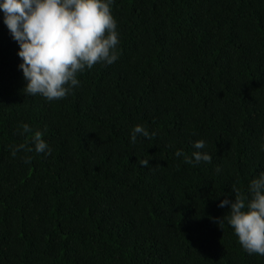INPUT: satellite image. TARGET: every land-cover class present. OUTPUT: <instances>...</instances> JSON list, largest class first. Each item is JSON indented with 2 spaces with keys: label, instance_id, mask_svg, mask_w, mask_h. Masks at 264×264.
<instances>
[{
  "label": "trees",
  "instance_id": "trees-1",
  "mask_svg": "<svg viewBox=\"0 0 264 264\" xmlns=\"http://www.w3.org/2000/svg\"><path fill=\"white\" fill-rule=\"evenodd\" d=\"M112 14L118 59L48 101L24 93L0 13V264H264L218 207L264 170V0H114ZM23 123L50 155L11 154ZM137 124L155 137L133 144ZM199 139L210 162L175 156Z\"/></svg>",
  "mask_w": 264,
  "mask_h": 264
},
{
  "label": "clouds",
  "instance_id": "clouds-1",
  "mask_svg": "<svg viewBox=\"0 0 264 264\" xmlns=\"http://www.w3.org/2000/svg\"><path fill=\"white\" fill-rule=\"evenodd\" d=\"M113 3L114 0H0L3 23L19 46L18 68L26 81V95H40L48 101L63 99L80 85L78 75L86 69L118 59L120 33L112 14ZM22 130L30 137L27 144L12 148L13 156L21 149L51 154L41 130H33L28 123L22 124ZM155 135V131L150 133L137 124L131 129L130 141L135 144L138 136L151 139ZM192 147L195 151L191 156L182 149H177L175 156H183L186 164L211 161V155L201 151L206 147L205 140L194 141ZM23 159L30 163L32 157L26 155ZM148 161L141 160L140 165L148 166ZM232 193L234 199L224 198L218 207H228L227 223L242 249L249 255L264 256V170L250 180L246 192L234 187Z\"/></svg>",
  "mask_w": 264,
  "mask_h": 264
}]
</instances>
